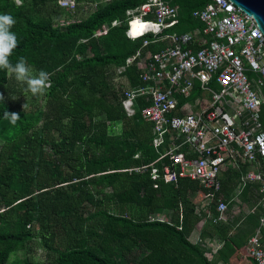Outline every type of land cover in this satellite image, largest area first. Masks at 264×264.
I'll list each match as a JSON object with an SVG mask.
<instances>
[{
  "label": "trees",
  "instance_id": "trees-1",
  "mask_svg": "<svg viewBox=\"0 0 264 264\" xmlns=\"http://www.w3.org/2000/svg\"><path fill=\"white\" fill-rule=\"evenodd\" d=\"M18 1L0 0V14L16 21L12 31L18 46L10 59L15 63L25 57L34 72L49 74L50 86L34 112L15 110L0 99V264L32 239L34 229L41 247L55 256L54 264H123V256L129 264H229L233 257L239 261L238 250L258 228L262 208L253 206L242 221L228 223L217 220L213 202L207 219L191 211L195 182L181 179L176 185L158 183L152 188L146 175L118 172L138 165L132 159L138 152L153 158L150 125L127 117L112 87L116 77L124 78L130 89L145 87L133 66L115 73L143 39L125 37L124 13L144 0H109L83 19L54 28L61 10L82 11L90 0H76L71 11L60 8L57 0ZM167 1L176 6L178 22L165 32L186 31L189 13L207 2ZM114 20L117 25L92 37ZM157 46L148 48L153 52ZM6 81V72L0 70V85ZM145 105L144 97H138L134 109ZM5 113L19 118L13 124ZM98 116L103 120L94 121ZM260 120L264 130V105ZM111 122H119V134H107ZM236 181L229 171L220 178L215 197L220 195L227 206ZM104 188L110 196L102 194ZM99 194L117 209L123 207V213L108 212L107 203L95 198ZM238 197L255 205L248 187ZM15 203L23 208L15 209ZM154 212L163 214L165 222L149 221L147 215ZM225 215L230 216L227 207ZM201 219L205 222L192 244L188 237ZM204 238L217 245L209 260L203 255ZM137 248L141 256L130 258Z\"/></svg>",
  "mask_w": 264,
  "mask_h": 264
},
{
  "label": "built area",
  "instance_id": "built-area-1",
  "mask_svg": "<svg viewBox=\"0 0 264 264\" xmlns=\"http://www.w3.org/2000/svg\"><path fill=\"white\" fill-rule=\"evenodd\" d=\"M95 1L83 4L82 12L85 8V14L94 11ZM57 5L71 11L76 0H57ZM124 15L126 27L149 30L150 39L144 37L115 73L118 76L133 66L145 87L130 89L122 77L114 78L112 87L125 115L135 123L150 125L153 158L148 160L138 152L132 156L138 165L118 172L146 175L152 188L158 183L176 185L181 179L193 181L197 189L192 214L210 218L209 208L215 202L217 220L227 207L220 195L215 197L220 178L226 171L234 174L237 181L229 200H236L248 187L255 206L263 210L258 228L238 250L239 261L264 264V234L260 231L264 226V130L260 120L264 39L250 16L226 0H207L192 10L184 32H165L178 22L177 8L167 0H144ZM117 24L114 20L102 25L92 37L104 35ZM149 45L158 46L152 52ZM117 79L122 83L116 84ZM138 97H144L146 105L134 109ZM154 216L149 221L165 222Z\"/></svg>",
  "mask_w": 264,
  "mask_h": 264
},
{
  "label": "rangeland",
  "instance_id": "rangeland-1",
  "mask_svg": "<svg viewBox=\"0 0 264 264\" xmlns=\"http://www.w3.org/2000/svg\"><path fill=\"white\" fill-rule=\"evenodd\" d=\"M84 0H78V3H82ZM15 4H18V0H13ZM98 0L95 1V3L98 5L100 4ZM78 4V5H79ZM80 8V6H78ZM50 9V7H48ZM179 9V8H178ZM85 11L86 8L83 10V12L78 9L77 12L71 13V12H65L61 10L60 16L57 17L55 20V23L53 25L54 27L64 25L68 22H74L79 19H83L85 17ZM69 13V14H68ZM154 47V45H153ZM7 74V73H6ZM116 84H121L122 80L117 79L114 80ZM124 87V85H122ZM24 86L17 83L14 79V77H11L9 74H7V81L0 85V99H3L5 102L9 103L11 107L15 110L22 111L24 113H29V112H34L36 109H38L40 106H42V97L43 94L33 96L30 93L24 92L23 91ZM125 89V88H124ZM94 121H102L103 116H98L93 119ZM111 124V125H110ZM109 124V127H113L112 123ZM112 132V130H111ZM0 145H1V140H0ZM102 194H104L106 197L110 196L111 192L108 188L102 189ZM106 197H102L100 194L95 195V198L98 200H102V202L107 203L106 204V210L110 213H117V214H122L124 211L123 207H119L118 209L115 207L114 203L111 201H108ZM193 198H191L192 201ZM255 206L252 201L248 198H245V200H242L238 196L236 197V200L233 199L228 206V213L230 216H222L221 220L226 221L230 223L232 219H239L238 223L242 221L245 216L246 212H248L252 207ZM23 208L22 204L20 205L19 203H15V209H21ZM143 210V209H141ZM131 211V210H130ZM132 212V211H131ZM136 212V210L134 211ZM157 213H152L147 215V219L151 220L156 219V216L158 215L159 217L157 219L162 220L165 219L163 214H158ZM205 219H201L193 228L195 232H192L193 235L196 236L195 241L197 242V235H199V232L201 230L202 224H204ZM86 224L89 226L92 224V221H87ZM264 230V227H261ZM37 229H34V234L32 239L25 242L21 248H18L14 252H12L8 258L5 264H54V258L55 256L48 252L47 250L43 249L41 247V244L39 243V239L37 236ZM262 233V232H261ZM264 234V233H262ZM214 245H206L204 244L203 251H204V256L207 260L211 259L210 256L213 255L214 249L217 247L215 243H212ZM141 256V251L139 248L136 250L133 249L130 253V258L133 259H138ZM241 257V256H240ZM123 264H129V260L127 257L123 256L122 258ZM229 264H242V260L240 262L238 259L236 260L234 257L230 259Z\"/></svg>",
  "mask_w": 264,
  "mask_h": 264
},
{
  "label": "clouds",
  "instance_id": "clouds-1",
  "mask_svg": "<svg viewBox=\"0 0 264 264\" xmlns=\"http://www.w3.org/2000/svg\"><path fill=\"white\" fill-rule=\"evenodd\" d=\"M16 21L10 14H0V70L5 71L15 81L24 86L23 91L32 94L33 96L43 94L49 85V74L44 70L34 72L29 66L25 57H19L13 63L10 59L14 50L18 46V40L15 32L12 31ZM149 34L147 31H137V35L132 34L131 29L126 27L124 35L127 39L134 41L139 38H144ZM9 116L14 124L19 118L17 114L5 113Z\"/></svg>",
  "mask_w": 264,
  "mask_h": 264
},
{
  "label": "water",
  "instance_id": "water-1",
  "mask_svg": "<svg viewBox=\"0 0 264 264\" xmlns=\"http://www.w3.org/2000/svg\"><path fill=\"white\" fill-rule=\"evenodd\" d=\"M241 13L250 16L253 25L264 39V0H226Z\"/></svg>",
  "mask_w": 264,
  "mask_h": 264
},
{
  "label": "crops",
  "instance_id": "crops-1",
  "mask_svg": "<svg viewBox=\"0 0 264 264\" xmlns=\"http://www.w3.org/2000/svg\"><path fill=\"white\" fill-rule=\"evenodd\" d=\"M138 30H142L141 28H138V29H136V31H138ZM131 31H133L132 29H131ZM133 33V32H132ZM112 123V128L111 127H109V124L110 123H108V125H107V134L108 135H117V134H119L120 133V124H119V122H111ZM111 125V124H110ZM111 130H112V132H111ZM196 226V225H195ZM195 228V227H194ZM195 230V229H194ZM194 230H192V232H195ZM192 232L190 233V235H189V237H188V241L190 242V243H195L196 241H195V239H196V236L195 235H193L192 234ZM197 239H198V235H197ZM202 242H203V244H206V245H208L209 244V246L210 245H214V244H212V242H209L208 241V239H206V238H204V239H202ZM211 257V256H210Z\"/></svg>",
  "mask_w": 264,
  "mask_h": 264
},
{
  "label": "bare ground",
  "instance_id": "bare-ground-1",
  "mask_svg": "<svg viewBox=\"0 0 264 264\" xmlns=\"http://www.w3.org/2000/svg\"><path fill=\"white\" fill-rule=\"evenodd\" d=\"M141 29H143V28H141ZM132 32H133L132 34L137 35V31L136 30H133Z\"/></svg>",
  "mask_w": 264,
  "mask_h": 264
}]
</instances>
